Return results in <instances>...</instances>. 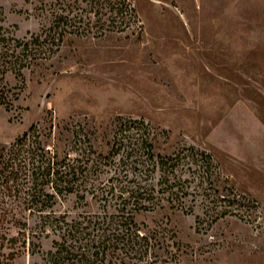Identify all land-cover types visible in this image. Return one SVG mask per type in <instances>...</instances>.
Segmentation results:
<instances>
[{
	"label": "rangeland",
	"instance_id": "rangeland-1",
	"mask_svg": "<svg viewBox=\"0 0 264 264\" xmlns=\"http://www.w3.org/2000/svg\"><path fill=\"white\" fill-rule=\"evenodd\" d=\"M36 1L0 0L3 31L38 32ZM131 2L138 20L126 31L71 36L52 60L25 71L19 99L10 109L0 102V141L36 124L51 132L49 144L61 136L63 150L81 124L106 152L121 117L144 124L156 153L206 152L212 189L225 197L218 210L232 214L210 224L198 201L194 213L150 215L151 224L169 220L182 251L177 262L154 264H264V0ZM6 81L11 95L17 80ZM57 208L83 209L76 194ZM43 242L51 247L50 237Z\"/></svg>",
	"mask_w": 264,
	"mask_h": 264
},
{
	"label": "trees",
	"instance_id": "trees-1",
	"mask_svg": "<svg viewBox=\"0 0 264 264\" xmlns=\"http://www.w3.org/2000/svg\"><path fill=\"white\" fill-rule=\"evenodd\" d=\"M35 11L41 27L28 37L0 27V102L8 109L25 86V71L52 60L66 39L124 32L138 20L131 0H37ZM9 76L17 80L11 95ZM137 123L119 117L106 152L95 148L81 124L63 150L61 136L49 144L51 132L36 124L12 141H0V264L26 255L23 264L177 262L182 251L169 220L151 224L147 217L194 213L198 201L210 224L232 214L218 210L225 197L212 189L211 155L193 147L189 153H156L144 124ZM70 194L82 210L57 208ZM94 203L97 210L87 209ZM48 237L52 244L44 249Z\"/></svg>",
	"mask_w": 264,
	"mask_h": 264
}]
</instances>
